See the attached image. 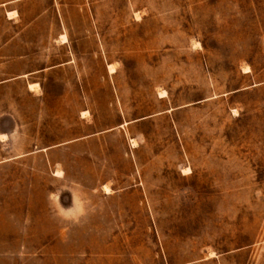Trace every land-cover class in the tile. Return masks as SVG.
<instances>
[{"label":"rangeland","instance_id":"obj_1","mask_svg":"<svg viewBox=\"0 0 264 264\" xmlns=\"http://www.w3.org/2000/svg\"><path fill=\"white\" fill-rule=\"evenodd\" d=\"M0 264H264V0H0Z\"/></svg>","mask_w":264,"mask_h":264},{"label":"bare ground","instance_id":"obj_2","mask_svg":"<svg viewBox=\"0 0 264 264\" xmlns=\"http://www.w3.org/2000/svg\"><path fill=\"white\" fill-rule=\"evenodd\" d=\"M13 15V13H9V17H11ZM64 39H66V36H64ZM110 69L113 71H115L114 67L113 66H110ZM36 85H30V88L33 89L35 88ZM85 114V113H84ZM85 116V115H84ZM109 189V188H108Z\"/></svg>","mask_w":264,"mask_h":264}]
</instances>
